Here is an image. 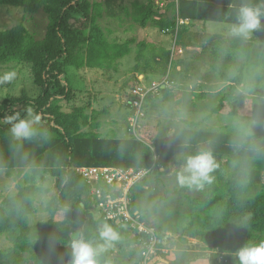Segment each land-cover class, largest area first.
<instances>
[{
    "label": "trees",
    "instance_id": "trees-1",
    "mask_svg": "<svg viewBox=\"0 0 264 264\" xmlns=\"http://www.w3.org/2000/svg\"><path fill=\"white\" fill-rule=\"evenodd\" d=\"M156 1L133 0L130 9L124 0H0V6L22 8L27 15L43 11L48 19L42 39H37L23 22L0 31V65H28L39 90L37 97L26 93L8 94L0 104V119L15 112L25 118L29 108L40 116V122L35 125L38 134L23 142L12 139L10 125L0 124V173L14 172L16 182L14 194L4 199L0 196V235L21 232L14 247L0 251V264H70L71 240L79 235L93 244L103 243L99 240L98 228L104 223L112 226L118 239L98 256L99 264H139L142 257L138 236H134L129 225L107 222L94 214L90 190L76 169L93 166L151 169L150 175L159 179L160 175H168L172 167L179 171L185 156L201 151L212 152L217 165L211 173L214 180L205 184L207 192L203 199L190 198L192 210L180 214L173 231H180L184 241L188 237L198 238L224 255L249 242L264 240V132L249 134L241 127L216 133L190 131L176 135L171 143L166 134L142 128L140 134L145 141L133 135L104 137L98 132L101 128L98 115L94 111L91 115L87 113L90 104L85 107L72 104L75 94L68 70L110 71L117 69L119 61L132 53L134 40L111 41L99 24L103 16L123 21L120 17L123 11L142 28L151 25L175 30L178 27L182 47L188 50L189 26L185 22L232 25L243 4L255 7L262 2L165 0L170 15H162ZM166 34L174 37L172 31ZM256 42L264 44V21L248 43L225 42L224 46L214 47V54L218 53L216 62L232 61L234 57H242L245 62L237 68L238 74L230 80L229 92L222 96L212 114L220 113L226 106L233 107L237 89L244 85L246 72H251L249 66H260L264 53H255ZM137 47L134 72L168 75L173 59L171 49L147 41ZM135 79L136 86L142 84ZM158 89L167 97L165 84ZM153 93L147 96V103L157 98ZM64 104L69 105V111L64 110ZM235 113L231 108L230 115ZM223 158L235 165L225 181ZM49 177L55 179L52 188L45 186ZM147 182L144 179L132 190L134 206L142 212L143 222L155 227L164 239L169 229L161 223L158 213L149 214L141 204L146 198ZM39 194L48 196L45 211L49 219L31 227ZM161 249L162 244L158 246V253Z\"/></svg>",
    "mask_w": 264,
    "mask_h": 264
},
{
    "label": "rangeland",
    "instance_id": "rangeland-1",
    "mask_svg": "<svg viewBox=\"0 0 264 264\" xmlns=\"http://www.w3.org/2000/svg\"><path fill=\"white\" fill-rule=\"evenodd\" d=\"M132 2L133 0H124L125 5L130 9H132ZM120 17L123 21H117L107 15L99 20L100 26L111 41L134 40L132 53L119 61L117 69L110 71L101 69L68 70L75 94L72 104L81 107L90 104L87 113L91 115L94 111V115H98L101 122L98 132L102 136L131 137L129 126L134 112L129 102L130 92L137 84L136 77L145 85L152 80L161 85L165 83L168 89L167 97H163L159 89L154 91L153 94L158 96L148 103L146 102L145 119L141 126L147 132L166 134L168 143H171L176 135L190 131L216 133L233 127H241L249 134L264 132V59L260 60V66H249L251 72L248 69L249 73L246 72L244 85L237 89L233 107L226 106L220 113H211L220 105L222 96L229 92L230 80L238 74L237 68L245 62V59L234 57L232 61L222 59L216 62L215 58L218 53L214 54V49H211L210 46L215 45V48H219L225 45V41L228 43L240 41L246 44L254 36V33L246 39L233 37L230 34L232 25L211 23L209 32L217 34L219 37L215 42L211 41L212 43L207 44L209 49L205 50L202 55L193 58L189 55V50L184 52L178 50L179 48L184 49L180 42L182 38L178 37L176 42L178 47H176L174 37L166 34L168 33L167 29L162 30L151 25L142 28L131 18H127L123 11H120ZM20 22H23L37 39H42L45 36L48 19L43 11L27 15L22 8L0 6V31L10 29ZM142 41L154 43L156 46L161 45L173 51L174 57L167 76L143 75L134 72L137 63V45ZM228 43L227 45H229ZM254 51L255 53L259 51L264 53V44L256 42ZM255 53H253V59H255ZM9 71H14L16 77L11 82L13 86L0 85V104L8 94L21 96L22 93H26L31 97L39 95L28 65H0V75ZM223 75H227L228 78ZM141 76L143 77L141 78ZM231 108L234 109L236 112L234 115L237 116L230 115ZM64 110L69 111V105L64 104ZM32 112L34 114L33 110ZM140 135L142 140H146L142 134ZM221 162L223 164L222 176L225 181L233 172L235 165L228 163V158H223ZM176 169L172 167L168 171V175H160L159 179H154L149 174L145 178L148 180L147 185H144L146 198L141 200L145 210L151 215L158 213L161 223L169 229L167 231V242L169 243L167 248L169 249L176 246L182 247L184 238L180 235V231L176 233L173 228L176 227L181 213L192 210L190 198L203 199L207 192L205 186L202 189H190L187 186H185L186 189L182 188L176 178L178 172ZM14 177L15 173L12 171L0 173V196L2 199L16 192ZM54 185L55 179L49 177L45 186L52 188ZM47 199L48 196L44 194L37 196V212L31 217V227L48 221L49 215L45 211ZM94 214L97 215L95 211ZM20 234L19 230H15L0 235V251L14 247ZM188 238L189 252L188 249H185L187 255L181 254V252L177 253L178 261L183 257L184 259L198 260L200 264H235L234 259L220 253L217 249L207 247L198 238ZM159 256L160 253L153 259L154 264L158 263ZM220 257L223 259L220 260Z\"/></svg>",
    "mask_w": 264,
    "mask_h": 264
},
{
    "label": "clouds",
    "instance_id": "clouds-1",
    "mask_svg": "<svg viewBox=\"0 0 264 264\" xmlns=\"http://www.w3.org/2000/svg\"><path fill=\"white\" fill-rule=\"evenodd\" d=\"M264 21V0L253 7L243 4L237 13L236 21L232 24L230 34L233 37L248 38L255 31L261 29ZM16 77L14 71L0 75V85L11 83ZM40 122V116L27 109V117L22 118L19 112L4 115L0 124L10 125L9 133L14 141L23 142L35 137L38 132L35 125ZM217 167L211 151H201L195 155L183 158L182 166L176 173L181 186L202 189L205 184L214 180L211 173ZM68 211V209H65ZM99 240L103 243L93 244L82 236L74 237L70 242V264H99L98 256L107 250L111 243L118 239V234L111 225L104 223L98 228ZM232 256L235 264H264V240L259 243L249 242L235 252H225Z\"/></svg>",
    "mask_w": 264,
    "mask_h": 264
},
{
    "label": "built area",
    "instance_id": "built-area-1",
    "mask_svg": "<svg viewBox=\"0 0 264 264\" xmlns=\"http://www.w3.org/2000/svg\"><path fill=\"white\" fill-rule=\"evenodd\" d=\"M183 24L184 21H179ZM174 33L175 44L178 39V27L175 30L167 28V32ZM176 47L177 44H176ZM180 52L185 49L179 48ZM174 57V53H173ZM143 76H141L142 78ZM165 84V83H163ZM161 84L153 81L145 85L135 86L130 92V106L133 117L130 121L129 131L135 138L142 140L140 130L142 120L145 118L146 98L156 91ZM145 141V140H142ZM77 173L83 177L95 205L94 211L98 218L116 224H127L138 238L141 245L139 264H151L158 254V246L163 244L155 227H149L143 222V214L134 206L132 190L141 181L149 176L151 169H135L108 166L78 167ZM223 257H220L222 260Z\"/></svg>",
    "mask_w": 264,
    "mask_h": 264
},
{
    "label": "crops",
    "instance_id": "crops-1",
    "mask_svg": "<svg viewBox=\"0 0 264 264\" xmlns=\"http://www.w3.org/2000/svg\"><path fill=\"white\" fill-rule=\"evenodd\" d=\"M156 3L159 4V11L162 15H170V13L166 9L168 3L167 1L164 0L161 2L160 0H157ZM156 19H159V17H156ZM185 23V25L189 26L187 31V38L189 39V55H191V57L193 58H197L202 55L205 50L209 49L207 44L209 42L212 43L211 41L215 42L216 38L219 36H217V34H212L211 32H209L211 31V28L209 26L214 22L204 23L201 21H187ZM154 28H156V26ZM214 46H210V48L215 49ZM167 234L168 232L165 233L161 253L158 258V263L155 264H200L198 260H189L188 258L184 259L183 257L180 258V261H178L177 258L179 257H177V253L181 252V254L183 253L187 255V251L185 249H188L189 252V238H187L186 241L183 240L181 248H179V246H176L169 249L167 248V246H169V243L167 242Z\"/></svg>",
    "mask_w": 264,
    "mask_h": 264
}]
</instances>
